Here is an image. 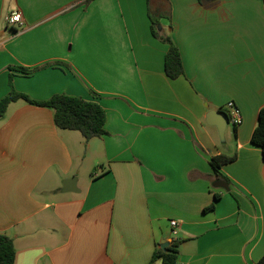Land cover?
I'll use <instances>...</instances> for the list:
<instances>
[{"label": "crops", "instance_id": "0c3cea01", "mask_svg": "<svg viewBox=\"0 0 264 264\" xmlns=\"http://www.w3.org/2000/svg\"><path fill=\"white\" fill-rule=\"evenodd\" d=\"M153 1L170 9L158 29L180 51L175 79L147 0H0V99L13 73L14 88L34 99L99 103L107 132L85 139L58 128L49 108L8 105L0 234L13 240V264H148L174 239L177 264H256L264 255V159L251 142L264 105V1ZM12 11L23 19L14 30L5 25ZM229 101L240 123L220 136L206 114L228 113ZM234 152L220 168L228 189L215 186L210 158ZM72 177L76 189L64 190Z\"/></svg>", "mask_w": 264, "mask_h": 264}, {"label": "trees", "instance_id": "16d2710c", "mask_svg": "<svg viewBox=\"0 0 264 264\" xmlns=\"http://www.w3.org/2000/svg\"><path fill=\"white\" fill-rule=\"evenodd\" d=\"M198 1L206 8L214 7L218 3V0ZM169 10L166 1L154 3L153 0H147V14L151 23V32L155 38L168 44L164 60L165 73L169 78L175 79L184 73L180 51L171 36L158 29L161 18H170ZM10 69L24 75H30L35 70L21 66H14ZM13 76V73L9 74L8 84L10 90L0 99V117L4 115L11 102L22 100L32 105L51 109L54 123L58 128L79 131L85 139L100 137L107 133L104 128L106 113L99 103L66 93H55L47 99L37 100L25 92L16 90L13 86ZM251 142L261 149L264 159V105L258 111L257 123L252 132ZM236 157L237 153L234 152L229 155L220 153L210 158L209 164L218 180L224 178L220 168L234 161ZM218 197L219 195L215 194V200ZM213 208L214 203L206 207V209ZM179 244L180 240L174 239L169 242L165 249L157 247L148 264H155L158 261L160 264H177ZM14 256L15 247L12 238L0 234V264H13ZM256 264H264V255L259 258Z\"/></svg>", "mask_w": 264, "mask_h": 264}, {"label": "water", "instance_id": "95a60500", "mask_svg": "<svg viewBox=\"0 0 264 264\" xmlns=\"http://www.w3.org/2000/svg\"><path fill=\"white\" fill-rule=\"evenodd\" d=\"M161 28L160 26L158 27ZM229 122V116L226 111L222 110H209L206 114V123L210 125L216 126L220 136H223L224 129ZM64 190L73 191L76 189V177H72L63 182ZM215 186H222L225 189H228V186L222 180H217L214 182ZM169 244L168 241L162 240L160 244L161 249H165V247Z\"/></svg>", "mask_w": 264, "mask_h": 264}, {"label": "built area", "instance_id": "2783aa9c", "mask_svg": "<svg viewBox=\"0 0 264 264\" xmlns=\"http://www.w3.org/2000/svg\"><path fill=\"white\" fill-rule=\"evenodd\" d=\"M23 24V19L20 11H12L5 17V25L10 29H17ZM228 111L229 121H231L235 126L240 123V112L237 106L229 101L226 104ZM170 226L175 229L177 226L176 220H170Z\"/></svg>", "mask_w": 264, "mask_h": 264}, {"label": "rangeland", "instance_id": "374dc122", "mask_svg": "<svg viewBox=\"0 0 264 264\" xmlns=\"http://www.w3.org/2000/svg\"><path fill=\"white\" fill-rule=\"evenodd\" d=\"M232 129V125L229 123L228 124V130H231Z\"/></svg>", "mask_w": 264, "mask_h": 264}]
</instances>
